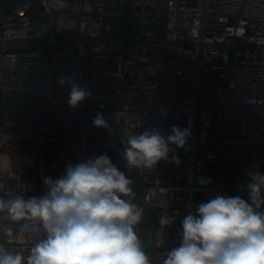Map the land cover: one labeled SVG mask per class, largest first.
<instances>
[{
  "label": "built area",
  "instance_id": "2783aa9c",
  "mask_svg": "<svg viewBox=\"0 0 264 264\" xmlns=\"http://www.w3.org/2000/svg\"><path fill=\"white\" fill-rule=\"evenodd\" d=\"M72 71L93 93L75 110L57 83ZM97 112L111 135L92 125ZM130 124L189 128L179 166L129 171L120 136ZM23 141L37 151L22 152ZM105 153L133 180L144 209L135 232L152 264L179 246L199 204L247 201L246 172L264 174V0H9L0 9V196L42 197L46 177ZM165 213L175 220L162 227ZM24 223L0 212V243L26 257L44 234L22 232Z\"/></svg>",
  "mask_w": 264,
  "mask_h": 264
},
{
  "label": "clouds",
  "instance_id": "9594fccd",
  "mask_svg": "<svg viewBox=\"0 0 264 264\" xmlns=\"http://www.w3.org/2000/svg\"><path fill=\"white\" fill-rule=\"evenodd\" d=\"M75 75L72 71L57 79L59 86L68 89L67 106L73 110L93 95ZM92 125L112 134L101 112ZM135 129L130 124L120 136V156L129 171L152 170L161 160L179 166L174 153L185 149L189 128ZM255 169L251 166L246 172L249 182L241 186L248 193L247 201L217 195L199 204L196 214L185 215L181 242L164 254L162 264H264V174ZM44 184L48 191L42 197L15 195L5 200L0 196V212L6 210L14 222H26L22 232L44 234L26 257L0 243V264H152L135 232L144 209L133 200V180L106 153L66 165L64 175L55 180L46 177ZM174 220L165 213L159 223L166 227ZM4 235L11 242L13 229L6 227Z\"/></svg>",
  "mask_w": 264,
  "mask_h": 264
},
{
  "label": "rangeland",
  "instance_id": "374dc122",
  "mask_svg": "<svg viewBox=\"0 0 264 264\" xmlns=\"http://www.w3.org/2000/svg\"><path fill=\"white\" fill-rule=\"evenodd\" d=\"M144 25L141 24V30H144ZM153 26L148 28L150 31H153ZM21 151L26 152V153H31V152H36L37 147L35 142H30V141H23L22 144L20 145Z\"/></svg>",
  "mask_w": 264,
  "mask_h": 264
},
{
  "label": "water",
  "instance_id": "95a60500",
  "mask_svg": "<svg viewBox=\"0 0 264 264\" xmlns=\"http://www.w3.org/2000/svg\"><path fill=\"white\" fill-rule=\"evenodd\" d=\"M8 1H9V0H2V1L0 2V9L3 8V7H5ZM147 10H148V9H147Z\"/></svg>",
  "mask_w": 264,
  "mask_h": 264
},
{
  "label": "crops",
  "instance_id": "0c3cea01",
  "mask_svg": "<svg viewBox=\"0 0 264 264\" xmlns=\"http://www.w3.org/2000/svg\"><path fill=\"white\" fill-rule=\"evenodd\" d=\"M1 1H2V0H0V2H1ZM7 4H8V2H7ZM7 4H6V5H7ZM3 8H4V7H3ZM1 9H2V8H1Z\"/></svg>",
  "mask_w": 264,
  "mask_h": 264
}]
</instances>
